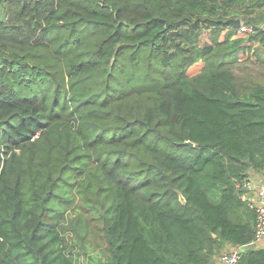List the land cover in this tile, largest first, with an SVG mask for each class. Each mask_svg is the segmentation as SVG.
<instances>
[{"label": "trees", "instance_id": "1", "mask_svg": "<svg viewBox=\"0 0 264 264\" xmlns=\"http://www.w3.org/2000/svg\"><path fill=\"white\" fill-rule=\"evenodd\" d=\"M263 55L264 0H0V264H211L252 241L236 183L264 172Z\"/></svg>", "mask_w": 264, "mask_h": 264}, {"label": "built area", "instance_id": "2", "mask_svg": "<svg viewBox=\"0 0 264 264\" xmlns=\"http://www.w3.org/2000/svg\"><path fill=\"white\" fill-rule=\"evenodd\" d=\"M251 31V27L240 24L238 32L246 33ZM238 188V195L248 207L255 211V224H254V239L264 237V201L256 200L251 196L252 192L257 195H264V188L257 186L254 181L249 178H244L236 183ZM240 248L235 247L230 250L223 251L220 255L223 264H238L240 259Z\"/></svg>", "mask_w": 264, "mask_h": 264}, {"label": "crops", "instance_id": "3", "mask_svg": "<svg viewBox=\"0 0 264 264\" xmlns=\"http://www.w3.org/2000/svg\"><path fill=\"white\" fill-rule=\"evenodd\" d=\"M225 30H226V29H224V30L222 31V34H221V36H220L221 39L224 37L223 34H224V31H225ZM207 38H208V33H207V31H206V32L204 33V35H203V39H207ZM257 44H258V41H255V42L253 43V45H257ZM245 56H246V55H245ZM245 56L242 54V52H239L238 57H239V60H240L241 63H242L244 60H246V61L251 60V59H247V58H245ZM251 56H252V54L250 55V58H251ZM262 58H264V55H263ZM194 65H199V66H194ZM194 65H192L191 67H189V69H188V74L192 75V74H195V73H197V72H199V71L201 70V66H200L199 63H196V64H194ZM198 67H200V70H197ZM249 176H250V178L254 181V183H255L257 186L264 188V172H254V171H253V175L250 174V172H249ZM251 196H252L253 198H255L256 200H263V201H264V195H263V196H260V195H257L256 192H252V193H251ZM252 210H253V209H252ZM253 212H254V210H253ZM251 213H252V212H251ZM253 218H254V217H252V219H253ZM252 219H251V220H252ZM235 247L240 248V250H241L242 248H244V247H247V248H254V249L264 248V237L255 238V239H253L252 241H250L249 243H247L246 245H244V246H242V247H241V246H237V245H233V244H230V243H229V244L226 245L224 251H226V250H230V249H233V248H235ZM211 264H223L222 261H221L220 255L215 256V257L213 258V260L211 261Z\"/></svg>", "mask_w": 264, "mask_h": 264}, {"label": "rangeland", "instance_id": "4", "mask_svg": "<svg viewBox=\"0 0 264 264\" xmlns=\"http://www.w3.org/2000/svg\"><path fill=\"white\" fill-rule=\"evenodd\" d=\"M194 66H199V65H194ZM197 70H200V67H198ZM91 224H92L91 229H89L88 232V240L90 241V243L92 241L94 244L97 243L104 244V241L102 240L100 235H98V229H99L98 225L96 224V222H91Z\"/></svg>", "mask_w": 264, "mask_h": 264}, {"label": "water", "instance_id": "5", "mask_svg": "<svg viewBox=\"0 0 264 264\" xmlns=\"http://www.w3.org/2000/svg\"><path fill=\"white\" fill-rule=\"evenodd\" d=\"M225 22L230 23V24H231L232 26H234V27H239L240 24H241V20H240L239 17L228 18L227 20H225ZM186 143L191 144L192 142H191V141H186ZM248 163H249V162H248ZM250 174L253 175V171H252V170H250Z\"/></svg>", "mask_w": 264, "mask_h": 264}]
</instances>
